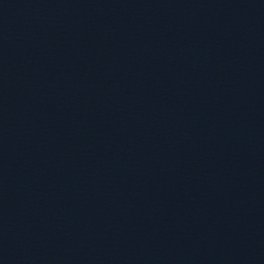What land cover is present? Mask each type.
Returning a JSON list of instances; mask_svg holds the SVG:
<instances>
[{"label":"water","instance_id":"1","mask_svg":"<svg viewBox=\"0 0 264 264\" xmlns=\"http://www.w3.org/2000/svg\"><path fill=\"white\" fill-rule=\"evenodd\" d=\"M0 264H264V0H0Z\"/></svg>","mask_w":264,"mask_h":264}]
</instances>
